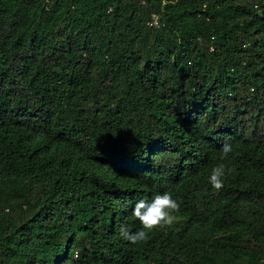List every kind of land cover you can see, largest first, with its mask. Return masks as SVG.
<instances>
[{"label":"trees","instance_id":"16d2710c","mask_svg":"<svg viewBox=\"0 0 264 264\" xmlns=\"http://www.w3.org/2000/svg\"><path fill=\"white\" fill-rule=\"evenodd\" d=\"M0 264H264V0H0Z\"/></svg>","mask_w":264,"mask_h":264},{"label":"clouds","instance_id":"9594fccd","mask_svg":"<svg viewBox=\"0 0 264 264\" xmlns=\"http://www.w3.org/2000/svg\"><path fill=\"white\" fill-rule=\"evenodd\" d=\"M221 151V161L227 160L229 154L233 151L232 145L225 142ZM230 172L231 169L226 168L224 163H220L212 169L209 182L216 190H220L223 188L224 180ZM180 210V203L173 199L172 194L169 192L157 194L151 200H139L135 204L132 214L139 221L140 230L132 232L128 226L121 225L119 235L122 239L134 245L147 242L151 233L172 227L179 218Z\"/></svg>","mask_w":264,"mask_h":264}]
</instances>
